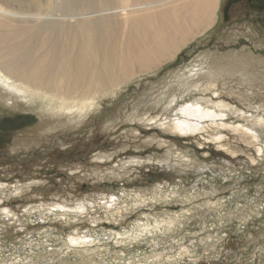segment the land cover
Segmentation results:
<instances>
[{"label": "rangeland", "instance_id": "1", "mask_svg": "<svg viewBox=\"0 0 264 264\" xmlns=\"http://www.w3.org/2000/svg\"><path fill=\"white\" fill-rule=\"evenodd\" d=\"M0 264H264V0L82 112L0 81Z\"/></svg>", "mask_w": 264, "mask_h": 264}, {"label": "bare ground", "instance_id": "2", "mask_svg": "<svg viewBox=\"0 0 264 264\" xmlns=\"http://www.w3.org/2000/svg\"><path fill=\"white\" fill-rule=\"evenodd\" d=\"M217 0H0V81L49 106L82 112L96 95L171 59L214 21ZM196 128L201 104L179 108Z\"/></svg>", "mask_w": 264, "mask_h": 264}]
</instances>
